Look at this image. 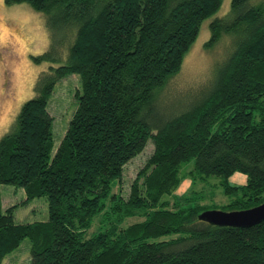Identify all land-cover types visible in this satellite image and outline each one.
<instances>
[{
	"label": "trees",
	"instance_id": "16d2710c",
	"mask_svg": "<svg viewBox=\"0 0 264 264\" xmlns=\"http://www.w3.org/2000/svg\"><path fill=\"white\" fill-rule=\"evenodd\" d=\"M223 2L6 0L43 14L51 43L34 58L49 64L35 97L0 140V264L27 238L30 264H264V221L214 226L199 218L209 209L165 199L194 160L198 174L224 179L230 203L220 210L264 203V0H232L218 16ZM207 20L204 48L225 43L226 53L196 95L176 98L170 85ZM71 75L77 108L53 154L48 103ZM149 143L125 198L116 187ZM236 173L247 184L230 185ZM3 185L23 189L25 203L45 198L48 220L17 224ZM132 217L142 221L123 226Z\"/></svg>",
	"mask_w": 264,
	"mask_h": 264
},
{
	"label": "rangeland",
	"instance_id": "374dc122",
	"mask_svg": "<svg viewBox=\"0 0 264 264\" xmlns=\"http://www.w3.org/2000/svg\"><path fill=\"white\" fill-rule=\"evenodd\" d=\"M231 1L224 0L218 16L230 11ZM210 21L207 20L203 24L200 36L185 58L181 72L170 85V92L176 98L187 99L196 95L209 81L217 61L226 53L225 43L210 51L204 48V44L210 39ZM50 43V34L43 14L34 11L28 4L8 6L6 0H0V140L11 131L24 104L35 97V85L39 75L49 70L48 63L37 64L34 58L46 53ZM67 54V50H64L63 56L66 57ZM80 89L79 76L71 75L57 83L49 99L48 111L54 118L53 154L64 138L76 111V94ZM177 110L167 109L166 112L173 115ZM152 152L153 145L149 143L145 151L125 167L122 181L116 187L119 190L115 189L122 191L125 198L129 196L138 172L144 167ZM223 182L222 177H205L198 174L193 160L182 165L180 183L165 199L171 203L176 200L189 206L220 210L230 203ZM228 182L232 186L245 185L247 176L236 173L229 177ZM1 194L4 211L18 205L15 212L17 224L48 220V203L45 198L25 203L27 198L25 191L11 185H3ZM99 221L96 220L91 233L97 230ZM141 221L142 219L137 217L127 218L123 226L127 227ZM31 248V239H25L2 264H30Z\"/></svg>",
	"mask_w": 264,
	"mask_h": 264
},
{
	"label": "water",
	"instance_id": "95a60500",
	"mask_svg": "<svg viewBox=\"0 0 264 264\" xmlns=\"http://www.w3.org/2000/svg\"><path fill=\"white\" fill-rule=\"evenodd\" d=\"M199 218L214 226L250 228L264 221V203L245 211L208 210L202 213Z\"/></svg>",
	"mask_w": 264,
	"mask_h": 264
}]
</instances>
